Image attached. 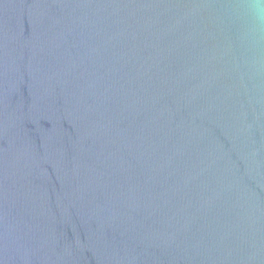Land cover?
I'll use <instances>...</instances> for the list:
<instances>
[{"label": "water", "instance_id": "1", "mask_svg": "<svg viewBox=\"0 0 264 264\" xmlns=\"http://www.w3.org/2000/svg\"><path fill=\"white\" fill-rule=\"evenodd\" d=\"M243 2L0 0V264H264Z\"/></svg>", "mask_w": 264, "mask_h": 264}, {"label": "clouds", "instance_id": "2", "mask_svg": "<svg viewBox=\"0 0 264 264\" xmlns=\"http://www.w3.org/2000/svg\"><path fill=\"white\" fill-rule=\"evenodd\" d=\"M234 11L243 21L242 39L252 47L264 44V0H244Z\"/></svg>", "mask_w": 264, "mask_h": 264}]
</instances>
